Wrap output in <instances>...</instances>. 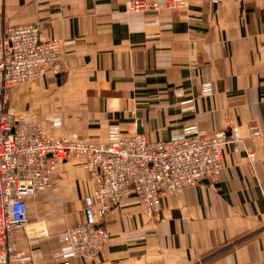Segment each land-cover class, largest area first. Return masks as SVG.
<instances>
[{
  "label": "crops",
  "instance_id": "0c3cea01",
  "mask_svg": "<svg viewBox=\"0 0 264 264\" xmlns=\"http://www.w3.org/2000/svg\"><path fill=\"white\" fill-rule=\"evenodd\" d=\"M160 2L159 11H129L125 0H0V34L45 21L61 41V71L9 99L49 134L105 142L113 130L160 139L198 127L242 137L238 150L223 146L216 180L163 197L154 214L134 196L109 212L110 237L93 261L62 234L85 219L95 171L60 160L56 184L29 201V222L17 229L34 264H264V0ZM251 125L262 133L255 140Z\"/></svg>",
  "mask_w": 264,
  "mask_h": 264
},
{
  "label": "built area",
  "instance_id": "2783aa9c",
  "mask_svg": "<svg viewBox=\"0 0 264 264\" xmlns=\"http://www.w3.org/2000/svg\"><path fill=\"white\" fill-rule=\"evenodd\" d=\"M168 8L187 7L191 0H165ZM219 3L221 0H210ZM129 11H159L160 0H125ZM62 45L50 36L45 21L9 25L0 34V264H34L19 246L17 229L29 219V199L56 184L60 160L81 158L93 168L94 189L84 197L85 219L62 234L74 255L93 261L108 242L105 221L134 196L148 214L158 211L163 197L183 192L207 178L216 180L223 168V146L240 148L237 129L208 131L192 127L177 137L149 139L144 133L113 130L108 141L84 136L49 134L36 118L10 106L15 85L48 72L61 71ZM253 140L261 136L249 127ZM252 159L255 152L246 148ZM62 264H69L64 258Z\"/></svg>",
  "mask_w": 264,
  "mask_h": 264
},
{
  "label": "rangeland",
  "instance_id": "374dc122",
  "mask_svg": "<svg viewBox=\"0 0 264 264\" xmlns=\"http://www.w3.org/2000/svg\"><path fill=\"white\" fill-rule=\"evenodd\" d=\"M61 69H62V68H61ZM25 84H28V82H26V83H22V84H18V85H15L14 87L21 86V85H25ZM14 87H13V88H14ZM22 114H23V113H22ZM26 115L31 116V117H34V118H36V119L39 121V119L37 118V116H36L35 114H26ZM72 136L84 137V136H80V135H78V134H76V133H74V134L71 135L70 137H72ZM35 198H36V196H35V197H32V198L29 199V201H31L33 205L35 204ZM29 218H30V216H29ZM28 222H29V219H28V221L24 224V226H25L26 224H28Z\"/></svg>",
  "mask_w": 264,
  "mask_h": 264
}]
</instances>
